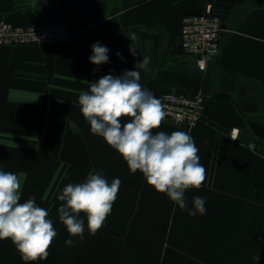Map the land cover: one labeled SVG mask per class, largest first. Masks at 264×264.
<instances>
[{
    "label": "crops",
    "instance_id": "0c3cea01",
    "mask_svg": "<svg viewBox=\"0 0 264 264\" xmlns=\"http://www.w3.org/2000/svg\"><path fill=\"white\" fill-rule=\"evenodd\" d=\"M210 3L223 18L221 51L202 71L182 50V18ZM0 15L23 26L66 22L73 31L69 44L0 45V170L23 178L21 198L49 199L57 218L56 252L40 264H264V0H0ZM96 42L109 49L107 63L90 62ZM140 62V84L157 99L168 91L207 96L195 127L165 119L153 130L185 131L199 149L206 178L185 192L187 210L132 173L80 111L91 82ZM98 171L109 183L120 179L118 198L95 235L80 214V240L59 220L58 196ZM196 196L206 212L191 216Z\"/></svg>",
    "mask_w": 264,
    "mask_h": 264
},
{
    "label": "clouds",
    "instance_id": "9594fccd",
    "mask_svg": "<svg viewBox=\"0 0 264 264\" xmlns=\"http://www.w3.org/2000/svg\"><path fill=\"white\" fill-rule=\"evenodd\" d=\"M136 39L132 34L130 40ZM108 52L107 47L96 42L89 60L94 65L107 63ZM141 66L140 62L134 71L120 76L105 75L91 82L89 90L79 94L80 111L91 133L103 138L132 173H142L155 191L166 194L180 209L187 210L185 192L202 187L206 170L189 133H154L167 113L161 101L140 84L137 69ZM124 118L128 122H123ZM120 186L119 178L109 183L102 171L89 173L83 182L67 184L58 196L62 202L58 213L69 236L84 239L85 221L81 213L86 216L89 234L95 235L110 215ZM22 187L20 175L0 170V240L10 239L21 260L31 264L47 259L57 231L48 210L38 206L35 197L21 202ZM192 202L189 215L205 214L204 198L196 196ZM65 243L71 246L73 240Z\"/></svg>",
    "mask_w": 264,
    "mask_h": 264
},
{
    "label": "built area",
    "instance_id": "2783aa9c",
    "mask_svg": "<svg viewBox=\"0 0 264 264\" xmlns=\"http://www.w3.org/2000/svg\"><path fill=\"white\" fill-rule=\"evenodd\" d=\"M223 18L210 3L201 12L182 18L181 47L193 56L198 69L205 71L221 51ZM73 31L66 22H47L29 26L15 25L0 15V45L69 44ZM207 96L202 90L190 93L168 91L159 99L166 111V120L184 127H195L203 117ZM232 135H238L233 129Z\"/></svg>",
    "mask_w": 264,
    "mask_h": 264
},
{
    "label": "rangeland",
    "instance_id": "374dc122",
    "mask_svg": "<svg viewBox=\"0 0 264 264\" xmlns=\"http://www.w3.org/2000/svg\"><path fill=\"white\" fill-rule=\"evenodd\" d=\"M263 133H264V130H262V133L258 134V139L262 140L264 138ZM260 143L264 146V142L262 143V141H260ZM27 199H28V197L27 198L22 197L21 202H23ZM35 200H36L37 205L40 207H43V208L46 207L47 210H49L48 207H50V210L48 211L49 212V219H51L53 221V225H54V227H56L55 226L56 220H57L56 216L54 215L52 218L50 216L52 213V210H53L51 201L47 198L44 199V198H40V197H35ZM56 243H57V240H55L54 243H52V245L49 249V253L56 252V249H57ZM10 255L13 257L20 256V254L17 252L14 244L12 243V241L10 239L0 240V264H9L8 259H9V257H11ZM13 257H11V258H13ZM15 260H16V262H14L15 264H25V262H20V259H19V261H17L18 258H15ZM31 264H40V262L35 261V262H31Z\"/></svg>",
    "mask_w": 264,
    "mask_h": 264
}]
</instances>
